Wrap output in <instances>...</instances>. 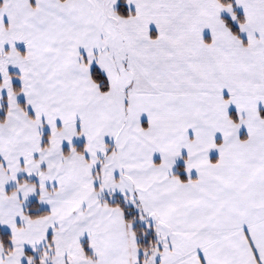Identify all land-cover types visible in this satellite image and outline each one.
Wrapping results in <instances>:
<instances>
[{
    "label": "snow or ice",
    "instance_id": "obj_1",
    "mask_svg": "<svg viewBox=\"0 0 264 264\" xmlns=\"http://www.w3.org/2000/svg\"><path fill=\"white\" fill-rule=\"evenodd\" d=\"M0 264H264V0H0Z\"/></svg>",
    "mask_w": 264,
    "mask_h": 264
}]
</instances>
